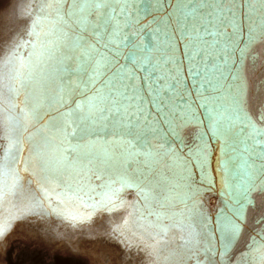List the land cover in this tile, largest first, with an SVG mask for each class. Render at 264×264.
<instances>
[{"label": "snow or ice", "instance_id": "6c2138e0", "mask_svg": "<svg viewBox=\"0 0 264 264\" xmlns=\"http://www.w3.org/2000/svg\"><path fill=\"white\" fill-rule=\"evenodd\" d=\"M41 3L28 38L14 41L7 53L0 56V130L5 129L2 107L5 91L13 93L15 82L24 87L37 73L41 77L47 75L55 61L61 73L60 84L53 96L46 99L50 108L58 104L67 106V111L50 116L46 124L49 134L42 136L41 146H33L40 165V185L47 198L48 185L55 182L58 201H79L87 212L62 211L59 206L52 211L75 225L90 220L98 208L111 212L123 207L125 201L118 198L119 193L124 188L136 187L140 202H133L128 215L113 230L136 234L145 228L155 229L148 245L150 254L157 264H167L172 258V254H165L169 226L161 222L164 213L153 208L152 202L157 198L147 186L141 188L121 177L119 188L110 189L106 198L95 201L88 194V186L80 180L73 182L71 174L67 180L53 175L42 149L55 151L53 133H62L65 139L84 133L115 137L112 141H90V146L130 143L128 137L141 146L149 137L170 145L172 137L183 149L186 145L180 128L200 125L199 132L187 145V158L179 153H173V157L188 175L190 165L194 164L203 183L209 156L207 138L211 135L213 141H221L218 171L223 173L222 186L232 203L225 202L231 215L223 209L218 212L216 230L221 235V256H226L241 232V223L237 221H244L245 207L253 203L252 193L264 192V126H261L264 99L258 101L254 119L248 112L250 101L244 74L246 62L255 67L264 56V0H41ZM146 17H151L152 25L150 29L144 25L148 29L144 36L147 42L127 43L139 32L128 30ZM41 25L46 27L37 31ZM126 47L131 50L125 63L113 69ZM24 49H29L28 57H24ZM128 61L132 62L131 68ZM109 69H113L110 75ZM74 96L80 99L73 105ZM21 112L24 118H39L35 108ZM20 126V117L9 115L6 135L0 136L7 140L6 146H0L4 153L0 157V207L8 196H25L17 191L19 177L14 176L11 183L7 181L8 162L19 157ZM9 203L10 209L16 207L14 201ZM35 203L39 205L40 201ZM159 203L163 207V201ZM189 219L194 230L183 244L195 241L198 252L193 251L188 258L202 264L199 253L212 259L217 252L212 227L204 224L198 211L189 213ZM180 225L183 227L182 221ZM197 225L200 231H195ZM10 226V219L3 221L0 235ZM258 235L260 240L251 237L246 251L241 253L243 264H264V229Z\"/></svg>", "mask_w": 264, "mask_h": 264}, {"label": "rangeland", "instance_id": "374dc122", "mask_svg": "<svg viewBox=\"0 0 264 264\" xmlns=\"http://www.w3.org/2000/svg\"><path fill=\"white\" fill-rule=\"evenodd\" d=\"M41 6V0H0V56L7 53L14 41L28 38L29 27ZM41 27L46 25L37 26L36 30L40 31ZM142 28L138 23H134L128 31L139 32L136 36L130 37L127 43H146L145 28L144 26ZM128 49L129 47L123 49L124 55L119 58L116 65H113V69L125 63ZM28 53L29 49L23 50L24 57H28ZM130 62H127L128 68L132 66ZM113 69H109L107 74L110 75ZM244 74L247 76L250 101L248 112L256 119L258 101L264 99V56L257 60L255 67L246 62ZM60 75V70L53 61L47 75L41 77L37 73L24 87L15 82L13 93L5 91L2 105L5 129L0 130V136L6 135L9 115L20 117L21 125L17 133L19 157L8 162L10 175L7 181L11 183L14 176L19 177L17 191L24 193L25 196L23 198L8 196L0 207V224L5 220L11 221L10 228L0 235V264H157L148 247L152 243L155 229L145 228L136 234L126 230L123 233L113 230L115 225L122 223L128 215L133 202H140L138 188L127 187L119 193L118 198L125 201L123 207L111 212L98 208L90 220L75 225L52 211L53 207L59 206L62 211L87 212L79 201L67 199L63 203L58 201L56 192L59 189L55 187V182L48 185L49 192L46 198L40 185L39 160L33 151L34 145H42V136L49 134L46 124L50 116L67 111V106L61 107L58 104L50 108L46 99L55 93L56 86L60 84ZM78 99L79 96H74L71 103L74 105ZM9 104L14 107L10 108ZM33 108L37 110L39 118H24L21 110L28 112ZM197 111L202 115L201 109L197 108ZM200 128L201 126L196 124L180 128L181 138L186 145L184 154L183 150L164 145L151 137L143 146L132 137L126 138L130 143L120 145L97 143L90 146V141L115 139L114 136L110 134L104 136L103 133L99 135L84 133L81 137L69 136L67 139L62 133H53L55 151L52 148L42 150L45 160L49 161V171L53 175L67 180L71 174L74 177L73 182L80 180L82 184L88 186V194L95 201L106 198L110 189L119 188L121 177L139 184L141 188L147 186L157 198L152 202L153 208L164 213L161 222L169 226L165 254H172V258L167 264H196L194 259L188 258L193 251L198 252L195 241L187 246L183 244L194 230L189 213L196 211L201 214L204 224H211L213 243L217 248L212 259H206L199 253L202 264H222V259L223 264H243L241 253L246 251L251 237L255 236L260 240L258 233L264 229V192L252 193L253 203L246 205L244 221H237L241 223V232L227 255L222 258L221 235L216 230V217L221 209L231 215L230 210L225 207V202L231 204L232 201L222 186L223 173L218 171L221 141H213L211 135L207 138L209 156L204 169L203 183L201 173L194 164L190 165L191 173L188 175L179 166V161H175L173 157V153H179L183 158L184 155L187 157V145L193 141ZM6 145L7 140L0 139V146ZM3 155L0 148V157ZM77 172L79 175H76ZM37 200L40 201L39 205L35 203ZM161 200L163 207L159 203ZM12 201L16 207L10 209L9 202ZM173 213L176 214L175 218L172 217ZM180 221L183 222V227ZM195 231H200L199 225ZM13 242H16L17 249L9 260L7 250ZM202 246L203 237L200 238V247Z\"/></svg>", "mask_w": 264, "mask_h": 264}, {"label": "bare ground", "instance_id": "6f19581e", "mask_svg": "<svg viewBox=\"0 0 264 264\" xmlns=\"http://www.w3.org/2000/svg\"><path fill=\"white\" fill-rule=\"evenodd\" d=\"M150 19H151V17H146L143 21L140 20L139 23H138V25L140 26V28H142L144 25L147 24V25H148V29H150V28L152 27V25L149 24V20H150ZM145 20H147V21H145ZM141 24H142V25H141ZM142 29H143V28H142ZM148 29H145V32H147ZM135 36H136V35H135ZM137 40H138V38H137ZM135 42H136V41H135ZM131 44H133V43L131 42ZM130 50H131V49L129 48V49H128V52H129ZM130 63H131V65H132V62H130ZM131 65H130V66H131ZM131 67H132V66H131ZM151 138H152V137H151ZM169 138L173 140V142L170 144V146H172V147H174V148H179L180 150H183V152H182L183 154L186 153V148L181 149L180 146H179V144L176 143L175 140H174L173 138H171V137H169ZM184 157H185V159L187 158L185 155H184ZM16 249H17L16 242H13V245L10 246L9 249L7 250V257L9 258V260L12 259L14 253L16 252Z\"/></svg>", "mask_w": 264, "mask_h": 264}, {"label": "water", "instance_id": "95a60500", "mask_svg": "<svg viewBox=\"0 0 264 264\" xmlns=\"http://www.w3.org/2000/svg\"><path fill=\"white\" fill-rule=\"evenodd\" d=\"M145 19V18H144ZM144 19H142V21L144 20ZM142 25V24H141Z\"/></svg>", "mask_w": 264, "mask_h": 264}]
</instances>
